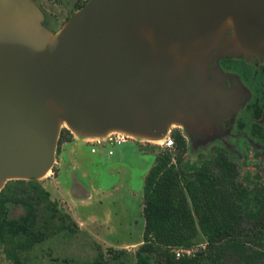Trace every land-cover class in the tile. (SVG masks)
Instances as JSON below:
<instances>
[{"label":"water","instance_id":"water-1","mask_svg":"<svg viewBox=\"0 0 264 264\" xmlns=\"http://www.w3.org/2000/svg\"><path fill=\"white\" fill-rule=\"evenodd\" d=\"M44 21L0 0V193L52 173L64 127L85 145L179 126L202 153L243 106L221 60H264V0H89L56 32Z\"/></svg>","mask_w":264,"mask_h":264},{"label":"trees","instance_id":"trees-1","mask_svg":"<svg viewBox=\"0 0 264 264\" xmlns=\"http://www.w3.org/2000/svg\"><path fill=\"white\" fill-rule=\"evenodd\" d=\"M175 138L177 147L162 153L145 178L144 236L134 252L97 247L91 259L69 257L62 247L78 224L38 180H18L0 193L2 264H264V194L231 190L218 161L193 165L190 148ZM16 208L23 213L12 217Z\"/></svg>","mask_w":264,"mask_h":264},{"label":"rangeland","instance_id":"rangeland-1","mask_svg":"<svg viewBox=\"0 0 264 264\" xmlns=\"http://www.w3.org/2000/svg\"><path fill=\"white\" fill-rule=\"evenodd\" d=\"M38 1L60 27L75 0ZM80 143L74 138L69 145L64 144L62 153L56 157L55 176L40 180L51 198L58 201L60 208L79 227V232L62 249L78 262L94 257L97 247L106 254L111 248L134 252L144 236L145 178L161 149L139 150L130 142L120 148L123 153L106 160ZM214 155L204 154L194 157L193 161L197 165H208ZM74 185H78L77 191L89 192V197L71 195ZM22 213L23 209L16 208L11 216L18 217ZM2 261L3 256L0 264Z\"/></svg>","mask_w":264,"mask_h":264},{"label":"flooded vegetation","instance_id":"flooded-vegetation-1","mask_svg":"<svg viewBox=\"0 0 264 264\" xmlns=\"http://www.w3.org/2000/svg\"><path fill=\"white\" fill-rule=\"evenodd\" d=\"M33 1L45 15L44 26L50 31L56 32L64 26L73 11L80 9L79 4L87 0H75L69 6L66 18L60 27L57 26L56 21H52L38 0ZM220 66L228 77L227 88L229 90H238V100L243 101V106L236 114L223 119L221 135L209 142L205 151L198 154V156L191 155L189 152L187 155H189L193 165L200 166L202 163L197 165L193 161L194 157L198 158L204 154H215L212 162L216 163L218 161L220 167L231 176L229 178L233 186L231 190L261 191L264 194V60L257 56L243 54L238 58L228 57L221 60ZM64 130L66 131V129ZM175 136L181 137L189 150L192 145L191 139L179 126L173 127L164 140L167 138L173 139V149H175L177 147ZM68 138V140L62 139L59 143L58 156L62 153L63 145H69L73 141L74 137L71 132H69ZM163 141L154 143L137 141L126 137L118 145H113L111 142L98 144L90 141L85 146L89 147L92 154L108 160L123 153V150H120L122 146L133 142L139 150L149 147L161 149L157 155V158H159L162 153L173 150L166 148ZM218 151L221 155L216 160ZM56 166H54L52 175L49 178L55 176L57 172H55ZM39 183L44 191H49L44 187L43 183L40 181Z\"/></svg>","mask_w":264,"mask_h":264},{"label":"built area","instance_id":"built-area-1","mask_svg":"<svg viewBox=\"0 0 264 264\" xmlns=\"http://www.w3.org/2000/svg\"><path fill=\"white\" fill-rule=\"evenodd\" d=\"M126 137L129 138L128 136H125L122 134H112L105 140L99 139V140H96L94 142H96L98 144L103 143V142H111V144H113V145H118V144H121L124 141V138H126ZM173 143H174L173 139H171V138H167L166 140L163 141L164 146L166 148H169V149H173Z\"/></svg>","mask_w":264,"mask_h":264}]
</instances>
